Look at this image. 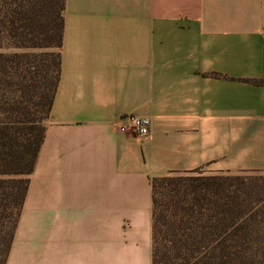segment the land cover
Here are the masks:
<instances>
[{
    "label": "crops",
    "instance_id": "1",
    "mask_svg": "<svg viewBox=\"0 0 264 264\" xmlns=\"http://www.w3.org/2000/svg\"><path fill=\"white\" fill-rule=\"evenodd\" d=\"M64 17L7 264H152V178L264 173V0H66ZM127 115L151 134L117 129Z\"/></svg>",
    "mask_w": 264,
    "mask_h": 264
},
{
    "label": "trees",
    "instance_id": "2",
    "mask_svg": "<svg viewBox=\"0 0 264 264\" xmlns=\"http://www.w3.org/2000/svg\"><path fill=\"white\" fill-rule=\"evenodd\" d=\"M66 0H0V264L62 74ZM152 264H264V173L152 178Z\"/></svg>",
    "mask_w": 264,
    "mask_h": 264
},
{
    "label": "built area",
    "instance_id": "3",
    "mask_svg": "<svg viewBox=\"0 0 264 264\" xmlns=\"http://www.w3.org/2000/svg\"><path fill=\"white\" fill-rule=\"evenodd\" d=\"M117 129L134 132L140 138H147L151 134V120L148 117L127 115L115 122Z\"/></svg>",
    "mask_w": 264,
    "mask_h": 264
}]
</instances>
